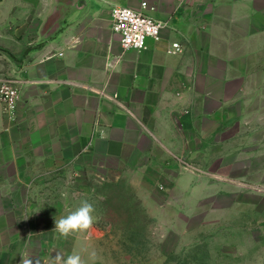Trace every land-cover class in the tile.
I'll list each match as a JSON object with an SVG mask.
<instances>
[{"label": "crops", "instance_id": "0c3cea01", "mask_svg": "<svg viewBox=\"0 0 264 264\" xmlns=\"http://www.w3.org/2000/svg\"><path fill=\"white\" fill-rule=\"evenodd\" d=\"M142 4L165 23L160 39L123 51L111 10ZM249 6L246 0H0V76L17 80L20 91L14 120L0 104V264H64L70 255L103 264L88 253L97 244L80 236L70 242L86 230L67 236L55 230L56 220L87 199L65 178L117 181L118 173H106L144 170L154 149L173 154L181 138L214 136L213 124L209 130L204 123L230 104L231 90L246 87V71L236 63L253 35L232 37L231 19L245 30L246 23L258 24Z\"/></svg>", "mask_w": 264, "mask_h": 264}, {"label": "rangeland", "instance_id": "374dc122", "mask_svg": "<svg viewBox=\"0 0 264 264\" xmlns=\"http://www.w3.org/2000/svg\"><path fill=\"white\" fill-rule=\"evenodd\" d=\"M246 1L260 22L246 23L245 30L231 19L237 24L232 37L253 35L242 42L246 52L236 63L246 71V87L231 90L230 104L204 123L209 130L213 124L214 136L181 138L173 154L154 149L144 170L106 173H118L117 181L65 178L94 207L86 234L70 236L71 243L80 236L97 244L91 258L103 264H264V0ZM255 35L261 37L258 57Z\"/></svg>", "mask_w": 264, "mask_h": 264}, {"label": "built area", "instance_id": "2783aa9c", "mask_svg": "<svg viewBox=\"0 0 264 264\" xmlns=\"http://www.w3.org/2000/svg\"><path fill=\"white\" fill-rule=\"evenodd\" d=\"M141 10L116 6L111 10L112 31L118 37L123 51H140L146 48L149 40L158 41L165 23L148 14L145 4ZM176 43L172 49H178ZM19 82L0 76V104L9 120H14L19 100Z\"/></svg>", "mask_w": 264, "mask_h": 264}, {"label": "clouds", "instance_id": "9594fccd", "mask_svg": "<svg viewBox=\"0 0 264 264\" xmlns=\"http://www.w3.org/2000/svg\"><path fill=\"white\" fill-rule=\"evenodd\" d=\"M93 212V204L84 200L75 211L55 221V230L61 236H67L77 231H85L94 222ZM24 264H31V260L26 259ZM64 264H81V258L79 255H70L64 260Z\"/></svg>", "mask_w": 264, "mask_h": 264}, {"label": "water", "instance_id": "95a60500", "mask_svg": "<svg viewBox=\"0 0 264 264\" xmlns=\"http://www.w3.org/2000/svg\"><path fill=\"white\" fill-rule=\"evenodd\" d=\"M58 1V0H57ZM50 19H48V21L43 25V27L41 28V34H45L47 32L48 29V22Z\"/></svg>", "mask_w": 264, "mask_h": 264}]
</instances>
